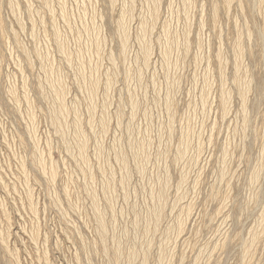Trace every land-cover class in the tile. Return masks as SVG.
Instances as JSON below:
<instances>
[{
	"label": "rangeland",
	"instance_id": "rangeland-1",
	"mask_svg": "<svg viewBox=\"0 0 264 264\" xmlns=\"http://www.w3.org/2000/svg\"><path fill=\"white\" fill-rule=\"evenodd\" d=\"M0 264H264V0H0Z\"/></svg>",
	"mask_w": 264,
	"mask_h": 264
},
{
	"label": "bare ground",
	"instance_id": "bare-ground-1",
	"mask_svg": "<svg viewBox=\"0 0 264 264\" xmlns=\"http://www.w3.org/2000/svg\"><path fill=\"white\" fill-rule=\"evenodd\" d=\"M111 1H112V0H111ZM156 1H157V0H156ZM131 2H132V1H131ZM225 3H226V2H225ZM111 4H112V3H111ZM129 4H130V3H129ZM130 8H131V7H130ZM130 8H129V9H130ZM123 14H124V13H123ZM126 14H127V13H126ZM124 15H125V14H124ZM124 18H125V17H124ZM121 20H123V19H121ZM127 20H128V19H127ZM124 21H125V20H124ZM124 21H123V22H124ZM120 22H121V21H120ZM120 24H122V23H120ZM124 24H125V23H124ZM123 26H124V25H123ZM126 28H127V27H126ZM121 29H122V28H121ZM126 31H127V29H126ZM126 31H125V32H126ZM121 32H122V35H123V32H124V31L121 30ZM125 32H124V33H125ZM123 36H125V35H123ZM125 38H127V37H125ZM124 40H125V39H124ZM123 42H124V41H123ZM123 42H121V46H122ZM126 43H127V41H126ZM126 43H125L124 45H127ZM124 45H123V46H124ZM121 49L124 50L125 48H122V47H121ZM240 49H241V48H240ZM148 50H149V49H148ZM148 53H149V55H150V51H149ZM145 54H147V53H145ZM147 55H148V54H147ZM147 55H146L145 57H147ZM150 57H151V56H150ZM150 57H149V58H150ZM147 58H148V57H147ZM145 59H146V58H145ZM147 60H148V59H147ZM84 148H85V147H84ZM157 213H158V212H157ZM158 215H159V214H158Z\"/></svg>",
	"mask_w": 264,
	"mask_h": 264
}]
</instances>
